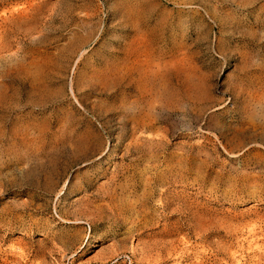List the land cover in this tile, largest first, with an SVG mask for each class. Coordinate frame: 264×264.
Returning <instances> with one entry per match:
<instances>
[{
  "label": "rangeland",
  "instance_id": "rangeland-1",
  "mask_svg": "<svg viewBox=\"0 0 264 264\" xmlns=\"http://www.w3.org/2000/svg\"><path fill=\"white\" fill-rule=\"evenodd\" d=\"M0 264H264V0H0Z\"/></svg>",
  "mask_w": 264,
  "mask_h": 264
}]
</instances>
